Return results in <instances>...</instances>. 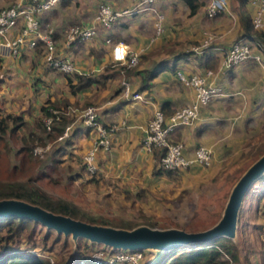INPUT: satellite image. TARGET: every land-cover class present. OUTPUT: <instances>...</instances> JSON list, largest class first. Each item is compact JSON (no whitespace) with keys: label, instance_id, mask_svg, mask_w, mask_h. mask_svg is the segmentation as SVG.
I'll list each match as a JSON object with an SVG mask.
<instances>
[{"label":"crops","instance_id":"crops-1","mask_svg":"<svg viewBox=\"0 0 264 264\" xmlns=\"http://www.w3.org/2000/svg\"><path fill=\"white\" fill-rule=\"evenodd\" d=\"M15 1L0 0V8ZM195 1L198 8L191 13L185 0H158L149 9L142 8L121 17L110 29L99 25L93 38L72 47L64 44L68 26L92 23L101 3L120 10L135 7L136 0H62L46 12L44 22L53 27L58 40L55 55L73 62L76 73L92 74L98 79L100 75L106 76L104 87L94 83L75 96L69 93L64 78L66 72L49 67L41 50L25 44L16 54L11 53L4 42L17 34L19 25L12 28L5 36H0V114L22 115L29 123L40 116V107L46 99L66 96L80 105L85 97L92 95L89 100L96 103L100 122L115 128L110 149L98 153L100 166L110 165L108 171H103L104 175L117 180V184H127V188L156 192L177 175L156 172L160 149L144 147L147 124L156 109H161L167 118L176 108L194 101L195 90L178 79L177 71L185 75L199 73L206 75L207 81L215 85L219 93L201 105L191 124L175 129L171 139L183 143V154L187 158H193L197 146L209 148L212 163L208 167L212 170L225 168L233 160L234 153H241L244 142L251 139L253 127H249L250 121L259 115L264 119V57L260 62L248 60L229 68L223 64L225 50L244 33L241 10L245 9L252 17L258 0H249L243 8L238 0H225L223 11L213 17L206 13L209 0ZM157 21L162 28L158 35L154 33ZM209 35L213 37L211 47L203 53H195L192 48ZM107 37L110 42L106 41ZM118 41L126 43L130 52L139 55L141 63L135 71L126 72L131 67L123 69L114 63L119 69L109 68L112 64L111 43ZM206 54L213 56L212 61L216 62L212 70L206 67ZM154 68H159L157 74L147 87L142 86L136 71ZM207 70L212 74H206ZM122 79L129 82L133 92L141 94L140 99L122 97L118 85ZM28 111L30 113L26 115ZM78 115L75 112L77 120L66 125L70 129L64 141L68 153L81 156L95 134L85 127ZM185 168L187 172L179 171L180 177L205 169L199 163ZM258 206L257 203L255 208ZM242 207L243 203L240 212ZM239 220L237 240L240 232L244 235ZM250 220H247L249 225ZM260 242L264 244V240Z\"/></svg>","mask_w":264,"mask_h":264},{"label":"rangeland","instance_id":"rangeland-1","mask_svg":"<svg viewBox=\"0 0 264 264\" xmlns=\"http://www.w3.org/2000/svg\"><path fill=\"white\" fill-rule=\"evenodd\" d=\"M137 2L136 0L135 5ZM143 6L132 8L134 11L150 8L149 5ZM157 24L158 21L156 27ZM154 33L156 34V28ZM261 55L264 57L262 52ZM140 63L139 60L133 70L137 69ZM109 68L119 69L118 65L113 63ZM121 81L118 84L119 89H121ZM90 97L92 95L85 97L80 105L72 102L66 106L59 98H55L58 108L50 109L53 112L57 111V115L62 113L68 124L77 120L74 113L78 109L96 105L89 100ZM29 113L30 111L26 115ZM42 115L35 117L29 123L24 122L18 129L9 128L0 139V183L29 181L44 190L52 200H69L78 205L84 214L96 218L102 217L113 225L130 226L142 223L151 225V222H156V226L159 227L177 226L187 231L205 229L219 217L231 185L253 161L251 160L253 155L259 150H264V119L262 120L260 115L254 116L249 126L253 127V131L250 132L253 133L251 139L244 142L241 153L236 155L234 153L233 160L228 166L212 170L208 166L201 165L204 170L196 174L185 173L183 177L177 175L173 180L162 184L156 192L143 191L139 187L127 188V184H117L114 178L106 177L103 171H108L110 165L104 168L100 166L98 159V172L87 173L82 158L86 150L81 156L68 153L64 141L68 135L63 136L62 140L51 139L52 137L48 135L49 133L53 135L54 131L47 127L44 130L43 126H38L35 122ZM35 147H41V150L35 152ZM179 171L187 172V169L183 167L179 168ZM135 193L139 195H134ZM257 203L259 206L255 208ZM240 215L239 221L244 235L240 232L238 240L234 242L238 246L239 259L230 264H264V244L260 242L264 240V176L255 181L249 189ZM247 220L251 221L250 225L247 224ZM161 224L169 225L161 226ZM46 229L42 224H32L31 230L21 233L20 246L45 261L52 260V263L54 261L53 264L56 263V259L62 258L66 261L70 255L72 257L76 254L81 240L78 241L77 249L73 250L69 236L64 237L54 230L48 233ZM100 247L96 248L100 249ZM154 261V253L146 252L140 264H150Z\"/></svg>","mask_w":264,"mask_h":264},{"label":"built area","instance_id":"built-area-1","mask_svg":"<svg viewBox=\"0 0 264 264\" xmlns=\"http://www.w3.org/2000/svg\"><path fill=\"white\" fill-rule=\"evenodd\" d=\"M136 6L151 5L157 0H137ZM61 0H16L11 5L0 8V36H5L12 28L19 25L18 33L4 45L11 53L16 54L21 45L26 44L34 48L40 42L43 44V55L47 65L62 72L71 73L76 67L73 62L66 58L55 55L57 40L53 27L44 21L43 16ZM225 0H209L206 5L208 16H217L225 8ZM143 6V7H144ZM133 8L114 9L108 3H101L97 8L93 22L88 25L73 24L65 29V47L75 46L76 43L89 40L97 34L98 26L110 29L121 17L132 13ZM264 0H258V6L252 16V25L255 29L264 28ZM162 31L159 24L156 27V35ZM212 35H209L200 45L194 46L195 53H203L211 46ZM110 42V38H106ZM264 44L259 47L255 42L245 37H239L233 41L225 50L223 64L225 68L233 67L243 61H261V52ZM111 60L119 64L123 69L133 67L139 60L137 53L130 52L126 43L122 41L112 42L110 51ZM206 74H212L207 70ZM177 77L183 83L195 90L194 101L176 108L167 118L161 109H156L146 127V136L143 145L146 149L159 148L160 157L158 163L163 168L179 169L187 167L192 163H199L202 166H209L212 162L211 150L203 145L195 149L193 158H187L183 154V143L171 139V133L178 127L191 124L198 116L201 105L208 103L219 93L215 85L207 81L206 75L192 73L189 75L177 71ZM121 95L124 98L140 99L139 92H133L127 80L121 81ZM70 110V109H69ZM53 112V111H52ZM55 112V113H54ZM54 115L58 118L57 111ZM70 112V111H69ZM78 117L83 119L87 129L94 132L95 136L83 154L84 168L87 173L98 172V153L100 150H108L111 146V137L115 131L113 126H105L100 122L99 113L95 105H88L84 109H78ZM52 117L44 118V123L49 129ZM70 126H66L62 136H66ZM39 152L41 147H35ZM101 246V245H100ZM143 250H112L109 247L101 246L95 248L81 258V263L93 261L102 263H128L140 264L144 257ZM52 263V260H49Z\"/></svg>","mask_w":264,"mask_h":264},{"label":"trees","instance_id":"trees-1","mask_svg":"<svg viewBox=\"0 0 264 264\" xmlns=\"http://www.w3.org/2000/svg\"><path fill=\"white\" fill-rule=\"evenodd\" d=\"M185 1L189 6L190 12L194 13L198 8V3L195 0H185ZM238 1L240 2L243 8L245 7V4L249 0H238ZM240 16H241L240 17L241 24L244 29V33L241 36L255 42L259 47H261V43L264 44V30L262 28L255 29L253 27L252 17H250V15L245 9L241 10ZM42 21H44V16L42 18ZM42 44L43 43L40 42V44L35 46L33 49L41 50L43 53ZM204 56L207 63L206 67H208V69L211 68V70L214 69L216 62L212 61L213 56L209 54H206ZM134 67L135 66L131 67L130 69H127L126 72L132 71ZM106 68L108 69V66ZM158 70L159 68L143 69L140 71H136V74L140 75L141 77V85L147 87L149 81L157 74ZM64 78L69 88V93L75 96L77 93L86 90L94 83H99L101 87H104L106 76L100 75L98 79V77L92 74L76 73L75 71H73L72 73H64ZM59 100H61L63 105L65 106L72 103V101H70V99L66 96L60 97ZM53 107L58 108V105L55 104V101L52 99H46L40 107L41 114L43 115L42 117L36 119L35 122L38 126L41 127L43 126L45 130L46 125L44 123V117L45 118L52 117L53 119L50 126V130H52V132L54 131V134L51 135L49 133L48 136L50 138L52 137L51 139H59L62 136L66 125L68 124H67V120L65 119V116L62 113H60V115H58V118H56V116L50 109ZM24 122L25 121L22 115H15L11 113H6L5 115L0 114V139L3 137V135L7 132L9 128L12 130L18 129L24 124ZM263 151H264L263 149L257 151L253 155L251 160H254ZM156 169H157L156 172L166 174L167 176H173L179 174V169L163 168L159 165V163L156 164ZM0 197H19L34 203H38L43 207L47 209H51L53 211L63 212L72 215L74 217H79L91 222L111 224L107 219H103L102 217L96 218L94 216L84 214V212L81 211L78 205H76L75 203L69 200L66 199L65 200L59 199L55 201L52 200V198L44 190H42L40 187L32 184L29 181L28 182L12 181L4 184L0 183ZM32 224H40V223H36L35 221L28 218H18V217L0 218V252H1L0 264H53L54 263V261L53 263H50L49 261H45L43 258L39 257L33 252H30L28 249H25V247L20 246L22 240V236H20L21 233H25L28 230H31ZM150 224L153 226L157 225L156 222H151ZM169 224H163V225L161 224V226L169 225ZM118 226L132 227L134 225L127 226L125 224H121ZM50 230L51 229L48 230L46 229L48 233L51 232ZM80 240H81V244L78 246L79 248L77 249L75 255H73L72 257L70 255L69 259H66V261L63 260L62 258L56 259L55 264H83L80 261L81 257L91 252L97 246H100L95 244H88L83 239ZM80 247H82L83 249H80ZM238 259H239V252H238L237 244H235L229 238L219 237L211 241H208L206 243L183 245L178 249L166 253L159 259H155V261L150 264H230L231 262H237ZM84 264H97V263L93 261H88ZM102 264H112V263H102Z\"/></svg>","mask_w":264,"mask_h":264},{"label":"water","instance_id":"water-1","mask_svg":"<svg viewBox=\"0 0 264 264\" xmlns=\"http://www.w3.org/2000/svg\"><path fill=\"white\" fill-rule=\"evenodd\" d=\"M264 50V49H263ZM264 175V151L239 174L231 185L217 220L202 230L187 231L177 226L136 224L132 227L91 222L79 217L47 209L19 197H0V218H28L69 236L73 250L78 241L109 247L112 250L153 252L155 259L186 244L206 243L219 237L237 241L239 212L251 186Z\"/></svg>","mask_w":264,"mask_h":264}]
</instances>
